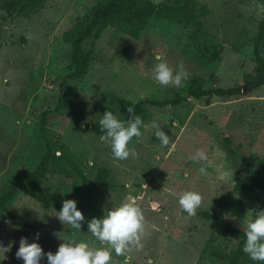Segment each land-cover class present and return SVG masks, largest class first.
I'll list each match as a JSON object with an SVG mask.
<instances>
[{
    "label": "rangeland",
    "instance_id": "1",
    "mask_svg": "<svg viewBox=\"0 0 264 264\" xmlns=\"http://www.w3.org/2000/svg\"><path fill=\"white\" fill-rule=\"evenodd\" d=\"M16 1L0 0V195L18 172L33 173L43 158L41 116L49 157L40 184L23 180L0 212V242L11 244L0 264H23L15 256L21 237L38 243L45 253H55L63 242L57 233L99 246L87 221L102 217L128 196L145 216L143 249L125 256L113 251L112 264H212L211 250H233L236 241L199 212L243 231L254 209L264 210V86L253 88L244 81L254 73V45L264 58V40H257L264 21L261 0H195L209 12L205 37L189 26L156 18L136 40L107 28L97 39L81 43L93 60L79 80L67 79L70 44L81 31L77 23L98 0H44L28 18L15 15L11 4ZM149 1L158 5L162 0ZM212 45L218 46L215 61L205 51ZM157 55L174 70L183 62L186 81L201 78L205 90L241 91L231 97L207 96L208 104L186 98L176 106L150 105L183 94L180 86H160L152 79ZM62 80L77 87V98H64L72 109H56ZM121 101L143 102L144 123L156 121L174 147H163L155 130L142 127V136L129 143L137 158L114 159L110 146L99 140L103 133L91 126L99 124L105 111L127 120ZM198 149L213 161L207 175L198 171L204 162L192 159ZM99 169L106 170L108 186L85 194L84 180H92ZM184 190L202 195L193 216L179 206L177 194ZM66 199L76 201L85 217L80 230L56 218ZM40 264H47L46 258Z\"/></svg>",
    "mask_w": 264,
    "mask_h": 264
},
{
    "label": "trees",
    "instance_id": "2",
    "mask_svg": "<svg viewBox=\"0 0 264 264\" xmlns=\"http://www.w3.org/2000/svg\"><path fill=\"white\" fill-rule=\"evenodd\" d=\"M43 2L44 0H17L11 4V8L17 17L28 18L29 15L41 9ZM261 2L264 5V0H261ZM208 13V9L205 6L199 5L195 0H162L158 5L151 3L149 0H98L88 15L77 23L81 31L73 38L70 44L68 57L71 70L67 74V79L79 80L85 76L93 58L90 52H82L80 45L87 38L97 39L101 32L107 28L116 30L136 40L145 29L149 20L156 18L174 23L178 26H189L196 34L205 37L208 35V32L204 27V20L208 16ZM257 40H264V21L259 24ZM216 49H218V46L215 45L205 47V51L209 53L208 59L210 61L218 59L219 55ZM253 54L255 60L254 73L253 75L244 76V81L252 83L253 88H257L264 86V58L259 56L258 46L256 45L253 47ZM180 91L183 94H174L171 99H166L162 102L149 101L148 103L158 107H164L166 105L176 106L186 98H190L195 101L204 99V103L208 104V100L205 97L210 95L217 97L235 96L240 93L241 87L205 90L201 78H192L182 83ZM77 96L78 91L76 85L69 84L67 80H62L60 82V93L58 94L56 109H72L70 103L65 101L64 98H77ZM143 104V102L132 104L128 101H121L120 109L126 113V118L128 119L131 114L127 112V108L132 107L134 109V115H138L144 120L145 112L143 110ZM39 129L46 152L33 173L25 175L18 172L16 174L11 188H8L0 195V212L6 211V204L14 195L13 189H17L23 180L39 185L46 173L49 149L47 140L45 139L46 127L43 116L40 119ZM91 129L97 133H102L99 124L91 126ZM84 184L86 187L85 194L87 195H90L96 186L107 187L106 170L99 169L96 176L92 180H84ZM260 188L262 189L261 205H263L264 185L260 184ZM50 198L51 200L55 199L54 196ZM255 211H259V208H255L252 215ZM92 215L95 216L96 212H93ZM199 215L205 219L215 220V226L236 241L235 248L227 254L222 251L211 250L208 258L212 264H261L259 261H253L244 253L243 246L246 239L244 231L237 230L213 215L203 212H199ZM207 243L205 242L201 254L198 256L199 260H202V251L206 250Z\"/></svg>",
    "mask_w": 264,
    "mask_h": 264
},
{
    "label": "clouds",
    "instance_id": "3",
    "mask_svg": "<svg viewBox=\"0 0 264 264\" xmlns=\"http://www.w3.org/2000/svg\"><path fill=\"white\" fill-rule=\"evenodd\" d=\"M156 60L159 62L152 69V79L158 85L179 87L189 78L183 62L174 70L162 56L157 55ZM127 112L131 114L127 120L118 119L111 111H105L99 119L100 131L103 133L99 140L110 146L114 159L137 158L136 150L130 148L129 143L134 137L142 136V127L146 130L149 128L155 130L154 135L163 147L167 148L170 145L174 147L170 137L156 121H152L150 125L145 124L140 116L134 115L132 107H128ZM192 159L204 162V166L198 171L201 175H207V167H211L213 161L206 152L198 149ZM177 195L180 208L189 216L195 215L202 204V195L194 190H184ZM57 213L56 218L72 229L80 230L82 222H85L84 215L78 210L76 201L72 199L62 200L61 209ZM87 229L99 242V246L77 241L74 235L61 237L60 233H57L63 242L58 245L55 253L51 251L45 253L38 243H29L27 238L21 237L15 256L21 259L23 264H40L45 258L47 264H112L113 251L117 256H125L133 250L143 249L142 239L146 234V221L139 204L133 197L128 196L120 204L105 210L102 217L88 220ZM243 231L246 238L244 253L253 261L264 262V210L255 211L253 215L248 216ZM38 238L39 234L36 235V239ZM10 250L11 244L4 246L0 242V260L7 259L5 253Z\"/></svg>",
    "mask_w": 264,
    "mask_h": 264
},
{
    "label": "water",
    "instance_id": "4",
    "mask_svg": "<svg viewBox=\"0 0 264 264\" xmlns=\"http://www.w3.org/2000/svg\"><path fill=\"white\" fill-rule=\"evenodd\" d=\"M150 186H151L150 183H148V184H147V187H150Z\"/></svg>",
    "mask_w": 264,
    "mask_h": 264
}]
</instances>
